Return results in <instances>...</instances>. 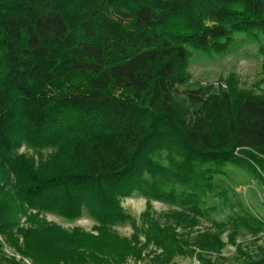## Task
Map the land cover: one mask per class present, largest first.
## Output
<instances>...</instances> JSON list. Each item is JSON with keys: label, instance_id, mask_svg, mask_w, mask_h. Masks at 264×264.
<instances>
[{"label": "trees", "instance_id": "1", "mask_svg": "<svg viewBox=\"0 0 264 264\" xmlns=\"http://www.w3.org/2000/svg\"><path fill=\"white\" fill-rule=\"evenodd\" d=\"M239 32L264 34V0H0V233L23 207L68 220L87 208L96 232L40 223L22 230L21 252L37 263L123 264L141 248L137 234L112 229L132 219L121 198L140 191L199 212L229 163L264 181L251 152L264 154V95L179 88L191 49L226 51ZM22 143L54 151L37 159L16 152ZM248 219L235 225L263 229V218ZM145 237L168 261L188 252L153 219Z\"/></svg>", "mask_w": 264, "mask_h": 264}, {"label": "rangeland", "instance_id": "2", "mask_svg": "<svg viewBox=\"0 0 264 264\" xmlns=\"http://www.w3.org/2000/svg\"><path fill=\"white\" fill-rule=\"evenodd\" d=\"M206 22L213 24L210 18H206ZM179 73L186 79L179 87L180 92L200 88L205 94L237 90L264 95V34L249 37L242 32L235 33L232 46L223 52L208 54L191 49L186 66ZM59 87L66 90L70 82L63 81ZM116 93L127 97L131 94L128 90H116ZM177 99L190 112L195 109L184 94H178ZM53 151L48 148L38 153L26 143L16 149L19 154L37 159L40 154L48 158ZM251 152L264 160L263 153L256 150ZM154 159L164 165L168 163L166 151L163 150L157 149ZM256 168L261 170L258 165ZM224 170V174H216L213 178L216 190L200 197L199 212L190 210L191 204L156 200L140 191L121 198L125 213L130 214L132 219L116 223L112 229L125 237L137 234L140 242L138 247L141 248L140 254L128 256L123 264H206V260L215 264H240L264 256V227L255 230L243 224L235 225V221L240 220L248 223L249 216L264 219V181L258 179L254 172L231 163L225 165ZM6 186V189H11L10 185ZM182 190L179 187V191ZM10 218L11 226L6 229V233H0V264H49L37 263L21 252L25 243L22 230L47 222L67 230L79 227L96 232L94 230L98 225L87 208H83L82 215L74 220H68L56 212H38L28 207L20 208L17 215ZM152 219L165 227H171L172 233L186 243L188 252L176 254L168 261L160 248L152 243L146 245L145 230ZM214 240V249L199 245L212 244Z\"/></svg>", "mask_w": 264, "mask_h": 264}]
</instances>
